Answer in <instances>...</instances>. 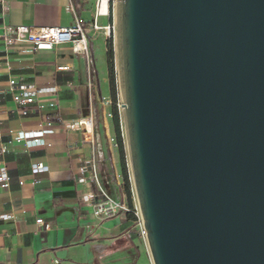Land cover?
I'll return each instance as SVG.
<instances>
[{"label": "water", "instance_id": "water-1", "mask_svg": "<svg viewBox=\"0 0 264 264\" xmlns=\"http://www.w3.org/2000/svg\"><path fill=\"white\" fill-rule=\"evenodd\" d=\"M117 23L152 264H264V0H119Z\"/></svg>", "mask_w": 264, "mask_h": 264}, {"label": "crops", "instance_id": "crops-1", "mask_svg": "<svg viewBox=\"0 0 264 264\" xmlns=\"http://www.w3.org/2000/svg\"><path fill=\"white\" fill-rule=\"evenodd\" d=\"M75 18L98 27L88 33L95 83L91 89L87 60L72 45L33 51L27 41L0 43V165L10 177L8 188L0 186V264H152L130 213L93 215L99 190L79 171L94 151L101 187L111 194L115 184L121 199L116 148L109 142L114 136L106 116L109 106L101 100L110 96L106 26H115L113 12L96 14V0H7L0 6V30L71 26ZM10 79L41 89L36 100L44 107L23 106L27 114L22 115V106L12 100ZM84 117L92 118L91 131L74 128ZM21 132L29 136L16 141ZM105 157L110 158L113 179L103 169ZM39 163L48 169L31 172ZM39 218L42 224L36 222Z\"/></svg>", "mask_w": 264, "mask_h": 264}, {"label": "built area", "instance_id": "built-area-1", "mask_svg": "<svg viewBox=\"0 0 264 264\" xmlns=\"http://www.w3.org/2000/svg\"><path fill=\"white\" fill-rule=\"evenodd\" d=\"M7 0H0V6L5 7ZM111 0H96V14H108L110 10ZM71 10L75 12L77 8L75 5L70 6ZM91 29H98L96 23L91 25H84L79 18H75V22L71 26H54V27H28L25 25L18 26H5L0 30V43L9 46L16 41H27L31 45L33 51L38 50H49L55 46L62 44L72 45V49L76 52L82 53L88 63V87L91 89L95 86L94 83V71L92 69L93 59L91 56V51L89 48L88 42V33ZM114 26H106V33L108 38L111 35V31ZM61 67H58L60 69ZM9 84L12 89V100L17 104L22 106L20 108V113L22 115L27 114V110L23 107L32 103H36L38 108H43L44 103L37 102V94L42 90L31 86L26 85H17L15 79H10ZM102 102L105 105L109 106V110L106 112L108 118L111 117L110 105L111 98L110 96L101 98ZM50 107L54 106V103L49 104ZM93 126V120L91 117L80 118L76 122L74 128L82 129L83 131H91ZM29 134L19 133L16 141H19L23 138H27ZM33 142H37L38 139L34 138ZM109 142L112 146L116 148L115 137H109ZM47 166L39 164H34L31 167V172L35 173L38 171H46ZM80 174H88L99 190L100 200L92 201V212L95 217L101 218H112L118 215L119 212L128 211L129 207L126 202L125 194H121L120 200L113 199L107 192L103 190L100 185L98 169L94 151H92L91 156L87 159L82 160L81 166L79 168ZM10 183V177L7 169L4 166L0 165V186L2 188H8ZM116 183L118 186H122L123 180L122 176L116 175ZM133 214L135 215V226L137 227V236L141 238L146 243V233L142 225V219L137 206L133 207ZM36 222L42 224V219H36ZM44 227H49L48 223H44Z\"/></svg>", "mask_w": 264, "mask_h": 264}, {"label": "trees", "instance_id": "trees-1", "mask_svg": "<svg viewBox=\"0 0 264 264\" xmlns=\"http://www.w3.org/2000/svg\"><path fill=\"white\" fill-rule=\"evenodd\" d=\"M109 13L111 14V7L109 10ZM107 66H108V78H109V89H110V98H111V105H110V122L113 129V135L115 137L116 141V152L118 155V163L119 168L123 180L121 188V194H125L126 196V202L128 204L129 210L128 213L131 214V216L135 220V215L133 214V202H132V194H131V183L129 180V174H128V167H127V161H126V152H125V146H124V139L121 131V115L117 108V100H118V90H117V80H116V72L114 67V53H113V47L111 44V35L107 39ZM99 129L96 127V134H98ZM103 169L107 175H109L113 179V171L111 166V161L109 157H105L103 159Z\"/></svg>", "mask_w": 264, "mask_h": 264}, {"label": "rangeland", "instance_id": "rangeland-1", "mask_svg": "<svg viewBox=\"0 0 264 264\" xmlns=\"http://www.w3.org/2000/svg\"><path fill=\"white\" fill-rule=\"evenodd\" d=\"M118 5H119V0H111V12H113L115 16V26L113 30L111 31V44L113 47V53H114V67H115V72H116V80H117V90H118V100H117V108L120 112L121 115V131L124 139V146H125V152H126V161H127V167H128V174H129V180L131 183V194H132V202L134 206H137L134 190H133V185L131 182V173H130V168H129V162H128V156H127V148H126V134H125V129H124V123H123V117H122V94H121V89H120V78H119V45H118V23H117V12H118ZM114 164L116 167H118V159H117V153L114 151ZM112 186V185H111ZM113 199L118 200L120 191L119 188L114 184V191L113 193H108Z\"/></svg>", "mask_w": 264, "mask_h": 264}]
</instances>
